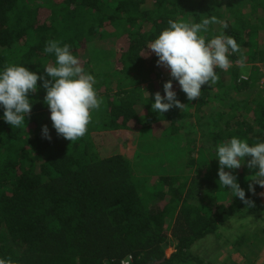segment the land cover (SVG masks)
<instances>
[{"label":"trees","instance_id":"16d2710c","mask_svg":"<svg viewBox=\"0 0 264 264\" xmlns=\"http://www.w3.org/2000/svg\"><path fill=\"white\" fill-rule=\"evenodd\" d=\"M212 16L219 23L209 25L206 39L224 32L241 48L232 62L242 55L247 65L264 63V0H0V68L19 64L51 79L44 67L55 56L44 48L57 40L71 45L102 98L86 134L73 142L52 127L40 80L29 93L26 125L0 119V257L14 264H213L194 244L211 237L222 246L228 223L263 209L264 188L247 191L258 167L232 170L249 206L219 186L215 159L216 145L234 136L264 140L262 74L245 81L241 67L219 71L192 101L173 80L185 107L151 109L172 78L146 45L169 20ZM44 125L51 140L42 136ZM137 139L154 150L163 143L158 178L138 167ZM228 243L239 251L238 240ZM258 246H246L252 255L243 256L245 264L259 257Z\"/></svg>","mask_w":264,"mask_h":264},{"label":"clouds","instance_id":"9594fccd","mask_svg":"<svg viewBox=\"0 0 264 264\" xmlns=\"http://www.w3.org/2000/svg\"><path fill=\"white\" fill-rule=\"evenodd\" d=\"M216 23L219 21L215 16L206 17L198 23L169 20L168 27L146 45L158 57V66L166 67L172 78L163 84L164 95L159 91L154 94L151 104L154 113L164 114L173 107H185L173 90V80L178 82L180 90L192 101L200 97L203 85L218 81L219 71L232 67L230 56L241 51L236 39L224 32L211 39H206L203 34L209 31V25ZM224 28H227L226 24ZM44 52L55 56V64L44 67L51 79H45L19 64L0 68V108H3L0 119L12 128L26 125V118L33 107L29 93L38 90L37 82L40 80V87L46 90L44 103L50 111L52 127L58 136L73 142L86 134L91 113L102 104L95 87L96 78L81 66L71 45L49 40ZM238 63L242 68L246 67V58L241 55ZM246 78L242 71L241 79ZM42 136L51 140L47 125L42 126ZM215 156L219 164V186L228 190L232 198H239L250 206L251 201L232 170L245 164L249 169L258 167V171L249 176L251 179H248L250 183L247 191L255 194V185L264 188V140L250 144L246 139L234 136L216 145ZM0 264H14V261L11 257H0Z\"/></svg>","mask_w":264,"mask_h":264},{"label":"rangeland","instance_id":"374dc122","mask_svg":"<svg viewBox=\"0 0 264 264\" xmlns=\"http://www.w3.org/2000/svg\"><path fill=\"white\" fill-rule=\"evenodd\" d=\"M254 71H256V73L258 72L259 75L262 74V80L260 84H262L264 87V72L261 73L260 69L257 66H252V64L243 68V72L248 75V78L254 75ZM101 72H108V67L102 69ZM145 87V97H150V88L147 86ZM141 144V139H137V141H135V150L133 155L135 154V157L140 156L138 157L137 165L138 167L142 168L141 172L143 173L144 177L148 176V178H158V174L165 173L163 172V164L162 167H160V161L163 162V154H166L165 151L163 152V150L160 149L163 147V143L159 144L160 147L156 150L148 148L149 146L145 147L147 144H144V146ZM160 150L161 152H159ZM160 154L161 156H158ZM172 156L176 158L178 154L177 156L176 154ZM178 163L181 164V161H178ZM172 172L178 173L179 167H173ZM260 198L263 203V209H261L263 211L260 210L255 216H247L243 219L234 220L233 222L228 223L225 226L226 230L223 231V238L226 241H223L224 244L222 246L218 244L216 239L209 237L206 240L194 244L193 252L198 256L211 261L213 264H239L240 262L241 264L243 262L245 264L246 262L243 256L252 255L249 252V248H246V246L248 247V245H252L253 243L256 244L257 241V244L259 245L258 247L260 248V255L256 260L255 256L253 255L251 260H255L253 264H264V189L260 193ZM244 236L247 237V240H252L251 244L247 242V240L242 239ZM237 240L239 243H241L239 246V251H237V249L233 248L231 245L229 246L228 243L230 242L234 244L237 242ZM252 249H255V247ZM172 252L173 250L171 248L167 250L168 255H171Z\"/></svg>","mask_w":264,"mask_h":264},{"label":"built area","instance_id":"2783aa9c","mask_svg":"<svg viewBox=\"0 0 264 264\" xmlns=\"http://www.w3.org/2000/svg\"><path fill=\"white\" fill-rule=\"evenodd\" d=\"M249 65H251V64H246V66H249ZM241 67V65L238 63V61L237 62H232V67L231 68H229L228 70H226V71H221V72H224V73H226V72H228L229 70H231L232 68H234V67ZM252 66H254L253 64H252ZM255 66H257L259 69H260V72L261 73H263L264 72V63H256L255 64ZM254 66V67H255ZM242 68V67H241ZM243 69V68H242ZM217 71H219L218 69H217ZM246 79H241V80H245V81H248L249 80V78H248V75H246ZM130 262H131V258H129L127 261H124L123 262V264H130Z\"/></svg>","mask_w":264,"mask_h":264}]
</instances>
